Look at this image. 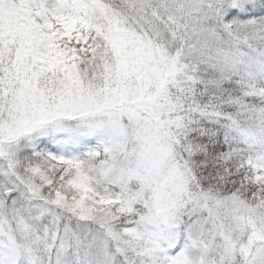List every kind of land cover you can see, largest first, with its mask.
<instances>
[{
    "label": "snow or ice",
    "instance_id": "6c2138e0",
    "mask_svg": "<svg viewBox=\"0 0 264 264\" xmlns=\"http://www.w3.org/2000/svg\"><path fill=\"white\" fill-rule=\"evenodd\" d=\"M0 264H264V0H0Z\"/></svg>",
    "mask_w": 264,
    "mask_h": 264
}]
</instances>
